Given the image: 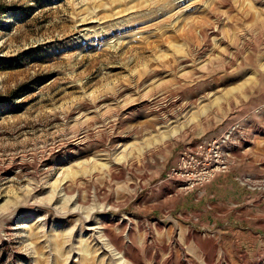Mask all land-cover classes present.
<instances>
[{
    "label": "rangeland",
    "instance_id": "obj_1",
    "mask_svg": "<svg viewBox=\"0 0 264 264\" xmlns=\"http://www.w3.org/2000/svg\"><path fill=\"white\" fill-rule=\"evenodd\" d=\"M228 132L232 166L181 190ZM226 179L227 217L177 209ZM91 225L124 264H264V0H0V264H120Z\"/></svg>",
    "mask_w": 264,
    "mask_h": 264
},
{
    "label": "built area",
    "instance_id": "obj_2",
    "mask_svg": "<svg viewBox=\"0 0 264 264\" xmlns=\"http://www.w3.org/2000/svg\"><path fill=\"white\" fill-rule=\"evenodd\" d=\"M230 132L213 140H202L184 148L170 170V179L177 180L186 192L209 183L216 175L227 171L224 157Z\"/></svg>",
    "mask_w": 264,
    "mask_h": 264
},
{
    "label": "crops",
    "instance_id": "obj_3",
    "mask_svg": "<svg viewBox=\"0 0 264 264\" xmlns=\"http://www.w3.org/2000/svg\"><path fill=\"white\" fill-rule=\"evenodd\" d=\"M240 194L241 190L231 179L219 180L202 192L182 196L176 206L182 215L191 211L202 224L208 221L215 223L229 215L228 202L239 198Z\"/></svg>",
    "mask_w": 264,
    "mask_h": 264
},
{
    "label": "bare ground",
    "instance_id": "obj_4",
    "mask_svg": "<svg viewBox=\"0 0 264 264\" xmlns=\"http://www.w3.org/2000/svg\"><path fill=\"white\" fill-rule=\"evenodd\" d=\"M78 25V24H77ZM190 110V108L189 107H184V109L181 111V113L183 114L184 113V116H181L182 114H180V116L178 115V117H171V116H167V117H163L159 122H158V124L157 125H159L158 127H159V129H166V131H163L161 134H162V136L160 137V139H162V140H171V139H173V138H176L187 126H189V125H191L194 121H195V118H187L185 115H186V113H188V111ZM181 118H184V120H183V122H181V123H178V120H180ZM178 123V124H177ZM172 124H176V125H174V126H172V127H170ZM229 133V132H228ZM231 133V132H230ZM231 137H232V133L230 134V139H231ZM82 144V143H81ZM225 146L227 147V151L229 152V154L230 155H228L227 157H224V163L227 165L226 167V169H228V168H230V166H232V164H233V160H232V158H231V147H232V145L230 144V141H229V138H228V140L226 141V143H225ZM118 149V148H117ZM146 148H143L142 150H145ZM117 151V150H116ZM115 151V152H116ZM233 156V155H232ZM175 181V180H174ZM176 182L178 183V181L176 180ZM249 182V181H248ZM252 182H254V181H252ZM246 183H247V181H246ZM255 186V185H254ZM55 203V202H54ZM74 205V204H73ZM65 207V206H64ZM73 208V209H72ZM71 208V213H72V211L73 212H77V213H79V210L80 209H77V207H72ZM60 209V208H59ZM65 210V209H64ZM66 211V210H65ZM70 211V210H69ZM91 213V212H90ZM67 214V213H66ZM88 218L89 217H83V220H82V223H84V224H89L91 221H90V219H89V221H88ZM97 225H99V224H97ZM82 226H83V224H82ZM103 229V228H102ZM85 230H87V231H91V232H93V235H95V237L97 236V238L99 239V241H100V238L98 237V236H104V232L103 233H101L100 232V228L99 227H96V225L94 226V225H91V226H88ZM104 231V230H103ZM102 234V235H101ZM94 237V236H93ZM105 237V236H104ZM107 237H109V236H107ZM96 239V238H95ZM108 239L105 237V240H104V238L101 240V241H103V245L102 246H104V249L105 250H109V248H111L112 249V256L113 257H115V258H111L112 260L113 259H117L118 260V262L117 263H120V264H124L125 263V261L123 260L124 258L121 256V254L120 253H118V252H115V249L113 248V246L111 247V245L109 244V242H111V241H107ZM114 242V241H113ZM100 243V242H99ZM115 245V244H114ZM101 246V247H102ZM118 249V248H117ZM110 260V259H109ZM111 262V261H110Z\"/></svg>",
    "mask_w": 264,
    "mask_h": 264
}]
</instances>
